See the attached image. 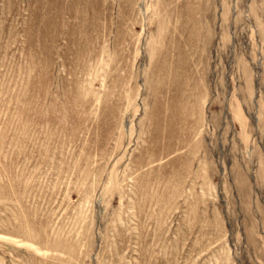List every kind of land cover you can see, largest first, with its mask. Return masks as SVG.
I'll return each instance as SVG.
<instances>
[{
    "label": "rangeland",
    "instance_id": "obj_1",
    "mask_svg": "<svg viewBox=\"0 0 264 264\" xmlns=\"http://www.w3.org/2000/svg\"><path fill=\"white\" fill-rule=\"evenodd\" d=\"M0 264H264V0H0Z\"/></svg>",
    "mask_w": 264,
    "mask_h": 264
}]
</instances>
